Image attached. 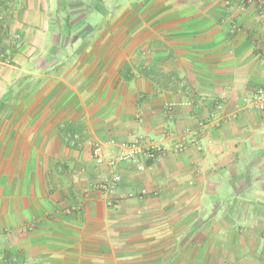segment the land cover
Instances as JSON below:
<instances>
[{
    "label": "crops",
    "instance_id": "obj_1",
    "mask_svg": "<svg viewBox=\"0 0 264 264\" xmlns=\"http://www.w3.org/2000/svg\"><path fill=\"white\" fill-rule=\"evenodd\" d=\"M105 1L1 13L16 47L0 55L5 262L264 264V113L245 101L264 86V0L124 2L112 32L73 27L67 57L70 17ZM141 139L165 148L144 171L96 163L94 144L115 160ZM116 174L109 205L95 186Z\"/></svg>",
    "mask_w": 264,
    "mask_h": 264
},
{
    "label": "built area",
    "instance_id": "obj_2",
    "mask_svg": "<svg viewBox=\"0 0 264 264\" xmlns=\"http://www.w3.org/2000/svg\"><path fill=\"white\" fill-rule=\"evenodd\" d=\"M264 5V1H261ZM251 104L255 109L264 113V86L259 87L254 95L245 100ZM180 151L183 150L181 146ZM165 148L154 140H137L133 142H126L120 145L119 154L115 160H106L101 144L93 145V156L98 165L107 164L110 167H115L118 163H136L138 169L144 171L146 169V162L157 160L164 153ZM122 177L119 174L114 175L110 183H99L95 187L98 191L109 195V205H113V197L116 193L117 186L121 183ZM147 191L141 190L139 197H143ZM133 197L134 195H130Z\"/></svg>",
    "mask_w": 264,
    "mask_h": 264
},
{
    "label": "rangeland",
    "instance_id": "obj_3",
    "mask_svg": "<svg viewBox=\"0 0 264 264\" xmlns=\"http://www.w3.org/2000/svg\"><path fill=\"white\" fill-rule=\"evenodd\" d=\"M78 1H84V0H69V2L72 3H76ZM131 2V3H141V4H145L147 1L150 0H106L102 6L107 5L108 7H106L105 9L100 10L97 9L95 11L93 10H86V15H73L72 17H70V22L71 24L68 26V21L69 18L67 15H63L61 16L62 18H60V14H53L52 18H51V23H52V27H56L57 29L66 27L68 26L69 28V32H63L67 34V37H62L61 39H63V41H65L67 39V41L65 42V47H66V51L68 54L67 57H69L71 54V52L74 50V45L76 44V39L77 38H81V36L84 34L83 30H72L73 27L77 26L79 23H86L87 27L90 26V28L88 27L87 30H89L88 34H89V38H94L96 35H98L101 31L102 28H104L105 24L109 25V29L110 32L114 31L116 28V22L117 19L119 17L120 14H118V11L120 9V6H122V4L125 2V4L127 5V2ZM0 8H4L6 6V0H0ZM91 2H97L100 4L99 0H87V3L92 4ZM118 3V6H117ZM3 4V5H2ZM5 5V6H4ZM101 5V4H100ZM88 9V8H87ZM73 10H75V8H73ZM98 11V12H97ZM81 24V25H84ZM86 27V26H85ZM86 30V31H87ZM112 30V31H111ZM9 39H4L3 40V45H6L5 41H7ZM6 46H14L13 44L10 45H6ZM11 53V52H9ZM8 54V53H7ZM6 55V54H5ZM10 55V54H9ZM66 57V58H67ZM52 60H54V56H52ZM3 255L2 257V252L0 250V262H2L3 264H10V262H5V259L7 256Z\"/></svg>",
    "mask_w": 264,
    "mask_h": 264
},
{
    "label": "trees",
    "instance_id": "obj_4",
    "mask_svg": "<svg viewBox=\"0 0 264 264\" xmlns=\"http://www.w3.org/2000/svg\"><path fill=\"white\" fill-rule=\"evenodd\" d=\"M2 3V2H0ZM1 5V4H0ZM3 5V4H2ZM5 6V5H4ZM7 6H5L4 8H0V16L1 13H4ZM10 18H8V16H4V18L2 20H0V55H5V54H10L13 55L16 53V47L15 46H6L3 45V40L9 39L10 38V24H9ZM11 52V53H9Z\"/></svg>",
    "mask_w": 264,
    "mask_h": 264
}]
</instances>
